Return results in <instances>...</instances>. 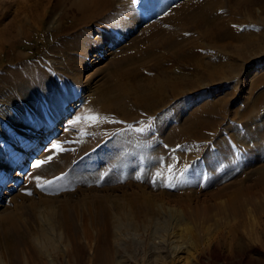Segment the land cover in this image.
<instances>
[{
	"label": "rangeland",
	"instance_id": "1",
	"mask_svg": "<svg viewBox=\"0 0 264 264\" xmlns=\"http://www.w3.org/2000/svg\"><path fill=\"white\" fill-rule=\"evenodd\" d=\"M0 1H3L0 24L5 25L18 11L17 5L12 0ZM65 1L67 12L56 10L49 18L52 6L49 3L45 11H38L40 20L37 22L30 14L20 12V20L16 19L14 25L22 26L27 34L19 35L15 42L0 44V162L2 155H6L5 144H16L13 133L24 141L36 139L19 162L12 161L9 165V175L13 178L6 183L14 186L4 187L0 192V264L1 260L7 261L6 250L15 245L21 253L29 257L32 254L34 264H46L49 258L36 247L39 244L43 247L42 253L54 255L53 248L43 244L47 240L44 233H49L48 237L54 240L59 233H76L78 252L72 256L79 264H104L106 258L113 263L121 261V264H167L161 252L174 246L183 248L184 253L179 255L180 261L171 264H264V184L257 191L256 174L251 172L264 165V140L254 136L264 131V111L260 116L253 114L244 124L232 120L233 111L247 113L244 105L258 110L259 103H253V99L264 91V54L254 60L256 51L250 47L242 52L246 55L240 60L236 54L239 49L232 50V46H240V42L219 37L208 42L200 37L197 30L205 28L206 22H197L190 28L192 31L181 32V35L194 37L196 46L203 47L195 49L200 61L190 57L195 53L191 50L185 52L181 62L169 55L167 46L151 47L152 40L164 38L163 33L168 32L169 27L187 24V15H175L181 4L194 7L203 0H151L145 6L146 13L137 11L131 0L103 2L97 7V13L91 8L74 12L68 6L72 0ZM232 3H224L227 6L224 11H231ZM130 10L141 18L135 25ZM166 15L171 16V20H167ZM234 16L236 23L247 21L244 12ZM113 20H118L119 28L112 29ZM170 21L174 25H170ZM152 24L156 27L151 29V35L147 27ZM228 25L232 29V25ZM246 27L254 33L262 31L257 24ZM260 39L263 45L259 53H264V35ZM212 45L224 48L225 55L210 49ZM158 55L165 56L159 68L141 67L139 70L135 66ZM209 57L213 65L225 57L230 65L241 67L233 71L211 66L209 75L203 70L197 71L196 63L205 65ZM132 64L138 77L127 79L122 72ZM164 69H169L167 74L162 72ZM168 79V82L177 81L183 92L174 97L162 87L164 103H158L153 109L138 108L131 97H126L128 110L140 115L131 123L122 120L114 110H105L96 100L97 95L114 83L145 86L148 81L163 84ZM188 81L196 86L184 85ZM204 104L208 105V112L227 117L226 124L232 123L235 131L221 132L222 126L218 133L206 134L207 141L199 142L198 147L203 152L194 157H190V150L187 153L177 145L169 148L167 141L160 139L161 130L165 132L174 125L179 127ZM157 109L160 110L154 112ZM202 116L209 117L206 110ZM10 123L12 131L6 126ZM143 134L156 141L142 140L139 137ZM233 134L239 146L238 154L242 155V161H247V166L229 172L208 187L211 174L204 160L208 143H217L222 137L226 141ZM90 140L94 141L92 148L87 144ZM157 146L169 153L171 159L162 161L163 171L153 173L158 159L149 160L147 153ZM139 151L141 154L137 153ZM209 155L210 162H214L216 154H212L214 158ZM190 159L201 163V173L187 167V174L184 173L188 178H184L191 183L178 185L177 181L182 180L180 167L187 165ZM233 159L239 167V155H234ZM164 160H168L167 157ZM221 165L220 170H227ZM164 177L166 185L154 186L157 179L161 181ZM237 182L252 187L251 194L235 195ZM228 184L236 186L213 195ZM146 200L150 211L145 208ZM66 220H73V224L66 225ZM83 229L90 231L91 238L81 234ZM56 260L63 262L60 257Z\"/></svg>",
	"mask_w": 264,
	"mask_h": 264
},
{
	"label": "bare ground",
	"instance_id": "2",
	"mask_svg": "<svg viewBox=\"0 0 264 264\" xmlns=\"http://www.w3.org/2000/svg\"><path fill=\"white\" fill-rule=\"evenodd\" d=\"M12 1L16 3L15 5H17V10L18 11H16L14 13L13 18H12V20L9 23H7L5 25L0 24V44L7 43V42L8 43L15 42V40H17V37L19 35H22L24 33V36H25L27 34V31L25 29L21 28L22 26L18 28V27H16V25H14L16 19H17V21L20 20V18L18 19V17L21 14L20 12H24V13L30 14L32 16V19H33L34 22H37L38 20H40V15H39L38 11L40 9H43V11H45L47 9L46 5L49 4V3H52V6L50 7L51 8V13L49 15V18H51V16L54 14V12L56 10L63 9L65 12H67L66 11V8H67L66 7V3H67V1H65V0H61V2H60V0H58V1H56V0H12ZM64 1H65V3H64ZM107 1L109 2V0H72V1L69 2L68 6H69V9L74 11V12H79V11L83 12L85 9L91 8L92 9L91 11L94 10V12L97 13V11H96L97 7H99L101 5V3H103V2L106 3ZM150 1L151 0H145V1L142 2V0H131V3L135 5V8H136L137 11L146 13V10H145L146 7L145 6ZM230 1L233 2L231 7H230L231 11H224L225 8H227V6H225L224 3L230 2ZM2 2L3 1H0V9H1ZM59 2H60V4H59V6H57ZM226 2H225V0L224 1L223 0H203L201 4H197L194 7H190V4L187 5L186 3L184 5L181 4V6L176 10V14L175 15L178 14L177 16H181V17L184 16V15L185 16L187 15L188 16V19L186 20L187 24H185V26H184V25H182V23H179V25L181 24L180 26L177 24V25H175V27H169L168 28V32L165 31V33H163L164 34V36H163L164 38H162L160 36L162 38L161 40H159V41L152 40V46L151 47L154 48L158 44H160L161 46H167L169 48V52H170L169 55L173 56L175 59H177V60L182 62L183 59H184L182 56H184L186 51H190L191 50L193 52H195V51L197 52L199 49L202 50L203 47L196 46L198 44H196V39L194 37H192L191 35H189V36L188 35L187 36L181 35V32L182 31H192V30H190V28H193L194 27L193 25H195L197 22L198 23L199 22H206L208 24H207V26H205V28L203 27V29L201 31L197 30V33L200 34V37H203L208 42L209 41L213 42V39L215 37H219L222 40H225L226 38H228L232 42H235V43L240 42L241 43L240 46H236V47L232 46L233 47V49H232L233 52H237L238 49H239V51L236 54L238 55L240 60H243L245 55H246V54H244V56H243V54H242V52L244 50H246V49H248L250 47H254V49L256 51L255 52L256 57H255L254 60H256V58L259 59L260 58L259 56L264 54L262 52H261L262 54L259 53V50H261V44L263 43L260 38H263V35H264V33H263V31H264V18H262L264 16V0H226ZM253 5H255V6L257 5L258 6L256 8V14H258V15L253 13L254 7H255ZM2 7H3V5H2ZM92 7H94V8H92ZM126 10H128V7L125 8V11ZM191 11H192V13H191ZM129 12H128L129 14H133L134 13L131 10ZM239 12H244V17L247 19L246 22L245 21H243L242 23L241 22H238V23L234 22V18L233 17H235L234 15H236ZM120 14H122V13H120ZM208 14H210L211 16H209ZM0 15H1V13H0ZM168 15H170V14H168ZM168 15H166L165 18H167V20H171L172 17L171 16L169 17ZM183 18H185V17H183ZM132 19H133V24L134 25L138 21L141 20V18L138 17L136 14L132 15ZM252 19H255V20L253 21ZM248 20L251 23H247V22H249ZM176 21H177V19H176ZM176 21H175V23H176ZM113 22H112L113 24L111 26L112 29L119 28L118 20H116V21L113 20ZM252 23L254 24V26H256V24H257L258 29H260V27H261L262 31L260 33H254L252 30L247 29L246 25L250 26V24H252ZM169 24L171 25V24H173V22H171ZM228 24L232 25V29L228 28V26H229ZM235 25H237V26H235ZM25 26H26V24H25ZM153 26L156 27L155 24L149 25L147 27V29L149 30L148 33L149 32L150 33L153 32L151 30L153 28ZM151 35H152V33H151ZM241 47H243L244 49H241ZM195 49H198V50H195ZM210 49H213V51H222L221 53H223V54L225 52L224 48H221L218 45H212V46H210ZM196 52L194 53L195 55L193 54L190 57L193 58V59H196V60L199 59L198 61H200L201 58L196 57L197 56ZM99 55H100V51H99ZM94 57H96V56H94ZM164 57H165L164 55L153 56L151 61H147V62L144 61L143 63L141 62V64H138V65L136 64L135 66L138 69L141 68V67H143V68L145 67L147 69H149V68H159L160 65H161L160 62L163 61ZM225 57L223 58V61L219 60V61L216 62L215 65H213L211 57H209L210 61H208L205 65H203L202 63H196L195 69L197 71L203 70V71L207 72L208 75L211 73L210 71H212L211 66H213L214 69H216V68H218V69L228 68V69L233 70V71H238L240 69L241 66H239L237 64L235 66L234 65L233 66L230 65L229 64L230 62L228 63V61H227V59ZM231 61H232V59H231ZM135 66H133V64H132V65H129V67L125 68V71L122 72V74L125 73L124 77H126L127 79H131V78L134 79V78L138 77V72L135 71ZM168 71H169V69H164L162 72L164 74H167ZM230 79L231 78H228V80H230ZM153 81L152 82L148 81V84L145 85V86L132 85V84L130 85V83L128 81L127 82L129 84L128 83H121V82L120 83H116V84L115 83L111 84L112 85L111 88L107 87L106 92L104 91V92L100 93L99 96L97 95V97H96L97 103L102 108H105V110L106 109H109V110H112V111L114 110L115 113H118V114H120L122 116V118H121L122 120L131 123V121L137 120L138 116H140V115H136V114H134L135 112H133L131 110H128V106L125 104L126 103V99H127L126 97H128V98L131 97V99L133 100V103H134V105L136 107L147 111V110L155 108L158 103H164V101H163L164 96H163V94H161V88L162 87H163V89L165 88L164 89L165 91L167 89L169 91L170 95L174 96V97L177 94H179L180 92H183V90L179 89L180 85H179V83L177 81H173L172 82V80L170 79V82H168L169 81V79H168L166 82H163V84L158 83V82H157V84H155ZM224 82H226V81H224ZM221 84H223V83H221ZM184 85L189 86V88H192V87L196 86V84L191 83L190 81H188V83H186ZM184 85H182V86H184ZM202 88H205V87H202ZM164 93H166V92H164ZM152 98H154V100H152ZM253 103H259V106L257 107L258 110L250 107L249 105H247V106L244 105V109H245V111L247 113H245L243 111H239V112L238 111H233V119L232 120L233 121L236 120V123L240 122V123L244 124V123H247L248 121L251 120V117L254 116L253 114H256V116L258 114V116H260L261 115L260 113L264 111V91L263 90L256 95V98L253 99ZM165 106L166 105H164L163 107H165ZM207 106L208 105L204 104V106H202V109L199 110V108H198L197 111L192 116L187 117L186 119H184L183 123H181V124L178 123L179 127L174 125V126L168 127L169 129L167 131H165V132L163 130H161L160 139H162L164 141H167V143H165V144L168 145L169 148L175 147L177 145V146H179L180 150L181 149L183 151L186 150L187 153H189L188 150H190V153H192V155L190 157H194L195 155L200 154L201 152H203L198 147H199L201 142L207 141V138L205 136L206 134L215 133V131L218 133V130L222 126H224V127L222 128L223 130H221V132L224 131V130H227V129H230V131L232 133L235 131L234 126H233L232 123H229V121H227L230 125L228 126L226 124L225 120H226L227 117L224 118V117H222V115L219 116V113L208 112ZM223 106L224 105H222L221 107H223ZM160 109H157L154 112H157ZM205 110L208 113L209 117H206L207 114L204 117L203 116L200 117V115L202 113H204ZM242 113H245V116H241ZM218 116H219V118L215 119V117H218ZM236 118H238L240 120L237 121ZM11 125H12V123H10V125H8V124L6 125L7 129H9L10 131H12V126ZM1 132L2 131L0 130V135H1ZM130 133H131V131H130ZM134 133H135V131H134ZM131 134H133V133H131ZM140 136H142V137H139V138H142V140H146L149 143L156 141V140H154V137H149L146 134H143V135H140ZM234 136H235L234 134L232 136H229L226 141H225L226 138L224 139L222 137L221 139H219V142H217V143L212 142L211 143L212 145H210V143H208L209 148L206 150V155L204 156V157H206V158H204L205 162L208 163V165H206V169L209 170V174H211V177H210V179L208 181L209 182L208 183V187L211 184H216L217 182H219L229 172L235 171L238 168L244 169L247 166V161H242L243 160V159H241L242 155L240 154V152L238 154L239 146H238L237 143L235 144L234 141L236 139L234 138ZM254 136L256 137V139L259 137L260 140L261 139L264 140V131H262L260 133L256 132V134ZM13 137L16 140V144L14 146H13V144H5L4 148L6 150L5 151L6 155H2V157H1L3 159V161L0 162V192H1V189L4 188V187H5V189H10V188H12L14 186L12 183H6V181H8V179L11 178V176L9 175V169H10L9 165H10V163L12 161L13 162L15 161L16 163L19 162V160L22 159L24 155H26L27 150L36 143V139L35 138H32L30 140L24 141L25 139H22V138L18 137V135H16V133H13ZM155 139H157V138H155ZM211 140H213V139H211ZM129 141H132V138ZM214 141H215V139H214ZM160 142L162 143L163 141L159 140V143ZM222 142H224L223 145H221ZM92 143H93V145H92ZM191 143H193V144H191ZM196 143H199V144H196ZM87 144L91 145V147H89V148L94 147V141L93 140H90ZM153 144H155V143H153ZM189 144H191V145H189ZM135 145H137V144H135ZM192 145H193V147H192ZM141 146H139V147H141ZM154 146H152V147H154ZM144 150H143V152H144ZM149 150H151V149H149ZM131 151H132V149H131ZM140 151L142 152L141 148H140ZM140 151L137 152V153L141 154ZM147 151H148V149H147ZM144 154H146V151H145ZM168 154L169 153L164 151L162 149V147L160 148L158 146L155 148V150L150 151V152L147 153V157L149 158V160L153 159L152 157H154V158L156 157V159H158V160H155V161H158V164L153 167V171H152L153 173L154 172L158 173V171H161V170L163 171V164H161V163H163L162 161H164V162L167 161L168 162L171 159V157H168L169 156ZM209 154H211V155L212 154H216L215 161L214 162L212 161L213 164H212V162H210V160L208 158V156H210ZM142 155H143V153H142ZM162 155H166L164 157V159L167 157L168 160H164L162 158ZM234 155H237V156L239 155V158L241 159L240 160L241 164H240L239 167L235 166L237 163L235 164V160L233 159ZM213 156L214 155H212V157ZM142 158H144V157L142 156ZM191 159L188 161L189 163L187 165H184V166H183V164L181 165L180 173H181V179L182 180H178L177 181L178 185H186L188 183L189 184L191 183L190 180H188V181L186 180V178H188V177H186L187 173L185 171L187 169V167L188 168L194 167L198 171V173H201V163L198 160L194 161V159L193 160H191ZM143 160H145V159H143ZM149 160H148V162H149ZM211 160H213V159L211 158ZM133 162L134 161H132V163ZM220 165L222 167L224 166L225 169H227V170H220L221 169ZM238 165H239V163H238ZM171 168H172V166H171ZM184 171H185L186 174L184 173ZM251 172H255V174H256L255 175L256 177H255L254 181H255V184H257V185H254V187H256V189L258 191L260 189V187L263 186V184H264V165L263 166L261 165L260 168L259 167L253 168V170ZM184 177H186V178H184ZM12 178H13V176H12ZM166 180H167L166 178L164 180H161V181H159L157 179L156 183H154V186L155 185L156 186L157 185L158 186L166 185L168 183V182H166ZM193 184H194V182H193ZM229 184H231V183H229ZM229 184L225 185L224 187H221L220 189H218L217 192L214 193L213 195H217L218 196L219 192L221 190H224V188L232 187V186H236V185L238 187H237L235 195L238 194V196H239L240 193H248V195L251 194L250 190L252 189V187H251V189H250L249 186L248 187H244V186H242L241 182H237L236 185H229ZM232 184H234V183H232ZM7 194H8V192H5V195H7ZM136 196H138V195H136ZM133 197H135V196H133ZM145 204H146V207H145L146 210L150 211L151 207H150L149 202L147 200L145 201ZM72 221L73 220H70V221L66 220L64 223L66 225L70 226L71 224H73ZM81 234L83 236H88L89 238H91L90 237V231H87L86 229L81 230ZM48 235H49V233H48ZM48 235H47V233H44L43 236H45L47 238V240L43 244H47V245H49V246H51L53 248V251H54V255L53 256H52L51 253H47L48 255H45L44 252L42 253V248L43 247H41V245H39V244L38 245L36 244V247L38 248L39 253L44 255V256H47V258H49V259L45 260L46 264H73V263L74 264H79L78 260H74V257L72 256L73 254L78 252L77 248L75 247V241L78 238L76 233H71L70 235L59 233L57 235L58 239H55V240H54V238L53 239H51V237L49 238ZM31 241H32V243H35L34 239L31 240ZM91 241H93V239ZM30 249L31 248L29 247V249H28L29 250V254H30ZM43 251H44V249H43ZM51 251H52V249H51ZM55 252H56V254H55ZM161 253L165 254V255H162V256L166 260H168V262H170V263L165 262V261L164 262L167 263V264H171V263H174L176 261H180L182 259L179 255L184 253V250L181 247L174 246V247H172L171 250L170 249L167 250V251L164 250V252H161ZM6 256H7V261L3 262L1 260V264H29V261H30L31 264L35 263V261L32 260V259H34L32 254L29 257V256L25 255L24 252L21 253V251H19V248H17L16 245L12 246V247H9L6 250ZM6 256H4V257H6ZM158 256H160V255H158ZM58 257L63 258V260H62L63 262L62 263H59L56 260ZM71 258H72V260H71ZM2 259H3V256H2ZM156 260L157 259L155 258L154 261H156ZM103 262H104V264H121L122 263L121 261H118V260L116 261V263H113L108 258L104 259ZM81 264H84V263L81 262ZM162 264H163V262H162Z\"/></svg>",
	"mask_w": 264,
	"mask_h": 264
},
{
	"label": "snow or ice",
	"instance_id": "3",
	"mask_svg": "<svg viewBox=\"0 0 264 264\" xmlns=\"http://www.w3.org/2000/svg\"><path fill=\"white\" fill-rule=\"evenodd\" d=\"M36 165H34V167H35Z\"/></svg>",
	"mask_w": 264,
	"mask_h": 264
}]
</instances>
